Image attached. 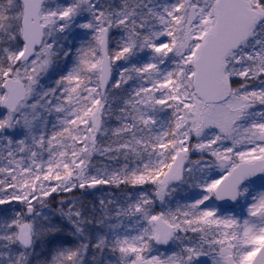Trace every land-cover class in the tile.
Returning <instances> with one entry per match:
<instances>
[{
    "label": "snow or ice",
    "instance_id": "obj_1",
    "mask_svg": "<svg viewBox=\"0 0 264 264\" xmlns=\"http://www.w3.org/2000/svg\"><path fill=\"white\" fill-rule=\"evenodd\" d=\"M0 264H264V0H0Z\"/></svg>",
    "mask_w": 264,
    "mask_h": 264
},
{
    "label": "rangeland",
    "instance_id": "obj_2",
    "mask_svg": "<svg viewBox=\"0 0 264 264\" xmlns=\"http://www.w3.org/2000/svg\"><path fill=\"white\" fill-rule=\"evenodd\" d=\"M62 59V58H61ZM61 65L63 66V60H61ZM69 67H71V65H69ZM108 144V141L105 140L104 141V145ZM106 162V161H105ZM104 191H107V192H112L113 189L111 188H105V186H100ZM149 191H152V189H149ZM195 191H198V190H195ZM103 194L102 191H95L93 192L92 196H88L86 197V201H91L94 197H99ZM192 194V190H190L189 192L185 193V192H180L176 199H180L182 196H185V195H191ZM53 198H56V202H50L51 203V207L52 209L55 211L56 209H58L60 207L59 203H58V200H57V196L56 194H53ZM185 202L184 200L181 199V203ZM58 203V204H57ZM159 202H157L158 204ZM57 204V205H56ZM157 210H159V208H157ZM236 214L238 216V218L240 219H243L244 218V212L240 209V208H236Z\"/></svg>",
    "mask_w": 264,
    "mask_h": 264
},
{
    "label": "trees",
    "instance_id": "obj_3",
    "mask_svg": "<svg viewBox=\"0 0 264 264\" xmlns=\"http://www.w3.org/2000/svg\"><path fill=\"white\" fill-rule=\"evenodd\" d=\"M62 60V59H61ZM111 127H115L116 125H115V122H114V119H113V122H112V124L110 125ZM108 141V143L110 142V140H107ZM107 145V144H106ZM78 194V193H77ZM54 197V196H53ZM64 197L63 196H61V195H58L57 196V200H58V202L61 200V199H63ZM51 202L53 203V202H56V198H52V200H51ZM58 204V203H57ZM56 204V205H57Z\"/></svg>",
    "mask_w": 264,
    "mask_h": 264
},
{
    "label": "water",
    "instance_id": "obj_4",
    "mask_svg": "<svg viewBox=\"0 0 264 264\" xmlns=\"http://www.w3.org/2000/svg\"><path fill=\"white\" fill-rule=\"evenodd\" d=\"M219 203H222V202H219Z\"/></svg>",
    "mask_w": 264,
    "mask_h": 264
}]
</instances>
